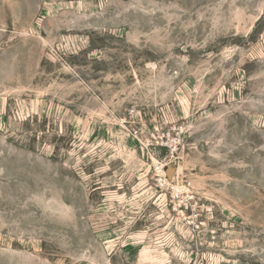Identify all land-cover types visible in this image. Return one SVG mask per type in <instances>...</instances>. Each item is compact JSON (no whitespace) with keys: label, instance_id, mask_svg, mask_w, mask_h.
Returning <instances> with one entry per match:
<instances>
[{"label":"rangeland","instance_id":"374dc122","mask_svg":"<svg viewBox=\"0 0 264 264\" xmlns=\"http://www.w3.org/2000/svg\"><path fill=\"white\" fill-rule=\"evenodd\" d=\"M0 264H264V0H0Z\"/></svg>","mask_w":264,"mask_h":264},{"label":"built area","instance_id":"2783aa9c","mask_svg":"<svg viewBox=\"0 0 264 264\" xmlns=\"http://www.w3.org/2000/svg\"><path fill=\"white\" fill-rule=\"evenodd\" d=\"M159 169H162V167H161V168H159Z\"/></svg>","mask_w":264,"mask_h":264}]
</instances>
